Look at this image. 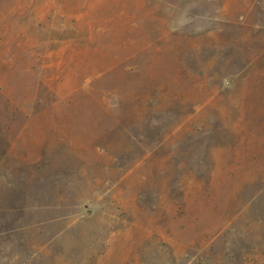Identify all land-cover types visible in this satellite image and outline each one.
Segmentation results:
<instances>
[{
  "label": "rangeland",
  "instance_id": "374dc122",
  "mask_svg": "<svg viewBox=\"0 0 264 264\" xmlns=\"http://www.w3.org/2000/svg\"><path fill=\"white\" fill-rule=\"evenodd\" d=\"M0 264H264V0H0Z\"/></svg>",
  "mask_w": 264,
  "mask_h": 264
}]
</instances>
